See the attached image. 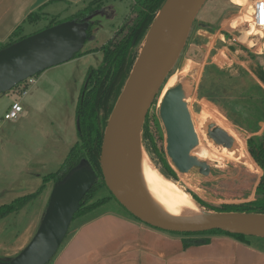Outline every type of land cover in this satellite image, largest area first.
<instances>
[{
    "label": "rangeland",
    "instance_id": "374dc122",
    "mask_svg": "<svg viewBox=\"0 0 264 264\" xmlns=\"http://www.w3.org/2000/svg\"><path fill=\"white\" fill-rule=\"evenodd\" d=\"M91 1L82 0L68 6L54 3L47 8V13L43 8H37L34 11L37 25L31 28H43L55 15L60 19L69 18ZM249 1H205L192 23L177 62L150 107L147 126L151 138L143 135V132L141 134L143 151L158 172L177 182L188 193L198 208L197 213L214 211L212 208L223 204L236 205L254 200L256 186L263 173L247 145V139L256 136L257 129L251 126L246 132L239 130L230 122L222 104H215L205 98L213 95L223 80L242 79L239 77L241 69L251 73L250 64L264 66L263 50L259 53L261 47L253 46L255 44L250 40L252 47H248L245 40L252 34L244 21V15L250 11L247 6ZM131 4V0H103L101 9L88 19L91 23L88 29L90 39L81 49L83 54L23 81L28 84L25 97L18 96L15 88L0 94V205L35 192L42 183L41 176L55 172L61 166L71 146L77 141L75 105L88 71L100 64L102 55L99 48L112 38L129 17ZM237 6L242 7L241 12ZM239 13L240 17L237 18ZM245 29L248 30L244 32ZM235 44H239L238 48ZM212 67L224 74L215 72V77L219 78L216 82L212 80ZM31 79L36 82L40 80L35 91H32L33 85L28 83ZM172 87L179 89V97L185 100L189 110L197 135V144L190 154L209 164L212 171L208 180L199 179L198 168L195 167L185 173L178 172L167 156L166 132L158 106L166 91ZM15 100L21 105L22 112L13 120H5L3 116L6 108ZM208 118L234 137L238 145L235 150L214 146L207 140L203 124ZM263 135L264 128L258 136ZM160 152L167 159L171 172L161 163L158 156ZM51 188L52 185L41 201L35 200L19 211L20 215L11 214L0 220V246L5 248L0 249L3 255L0 259L12 257L15 247L31 239ZM100 194L108 193L102 189ZM108 208L131 216L113 199L99 209L103 211ZM81 221L80 218L72 221L69 233Z\"/></svg>",
    "mask_w": 264,
    "mask_h": 264
},
{
    "label": "water",
    "instance_id": "95a60500",
    "mask_svg": "<svg viewBox=\"0 0 264 264\" xmlns=\"http://www.w3.org/2000/svg\"><path fill=\"white\" fill-rule=\"evenodd\" d=\"M172 1L164 29L151 40V31ZM206 0H165L151 22L129 75L114 103L103 130L99 164L104 184L114 199L139 221L163 231L202 233L220 230L264 238V214L246 212L197 213L174 218L150 208L135 188L131 175L134 154L142 149V127L160 87L177 62L192 23ZM88 19L72 18L26 35L0 49V94L48 68L65 63L90 39ZM159 116L166 132V153L180 173L198 168L199 179L208 180L211 168L190 155L197 136L187 105L172 88L161 100ZM78 128V120H76ZM207 140L229 151L238 145L234 137L206 119ZM97 180L85 158L57 180L49 192L39 224L29 242L0 264H48L63 242L80 201Z\"/></svg>",
    "mask_w": 264,
    "mask_h": 264
},
{
    "label": "trees",
    "instance_id": "16d2710c",
    "mask_svg": "<svg viewBox=\"0 0 264 264\" xmlns=\"http://www.w3.org/2000/svg\"><path fill=\"white\" fill-rule=\"evenodd\" d=\"M131 1V14L124 21L122 26L114 33L112 38L99 48L102 55L101 62L96 68L89 69L84 86L78 96L75 105V119L78 120V128L76 127L77 141L71 146L57 171L41 176L42 183L35 192L23 194L13 199L10 203L0 205V219L11 214L16 215L19 211L35 200L41 201L43 195H46L48 192V187L59 180L65 172L74 166L81 158H85L89 162L91 168L97 176V180L80 201V207L75 212L72 221L80 218L82 219L80 224L85 223L106 211L105 209L103 211L99 209L102 205L107 204L112 199L115 200L107 190L100 170L99 157L103 130L114 103L138 55V51L140 49L139 47L141 46L147 30L165 0ZM102 2L103 0H93L82 10L66 19H60V17L55 15L43 28L53 26L72 18H76L77 20L89 19L95 11L101 9ZM36 18L37 16L34 14V11H32L27 14L26 21L34 24L37 22ZM43 28H40L39 30ZM26 35L28 34L23 32L22 27L20 25L17 26L9 34L5 42H0V49L17 40H20ZM88 35L90 36L89 33ZM80 54H83L81 50L76 53L74 57L79 56ZM250 69L255 78L264 85V66L259 63H252L250 64ZM215 72H217V74L220 73V75L224 74L222 71L216 70L212 67V74H214L212 80L216 82L219 78L217 76L215 77ZM245 72V70L241 69L239 77H242V79H239V81H236L235 78L223 80L220 85L216 87L215 93H213V95L205 96V98L215 104H222L228 112V118L232 120L233 118L231 117V114L238 111L239 107L240 111H247L250 116L247 125L249 128L253 126L256 130L259 128L258 123L264 120V90L247 72ZM246 83L249 85H246ZM159 92L160 89L158 93ZM149 111L146 115L142 132L143 135L151 138L148 133L147 126ZM247 145L253 160L263 172L256 186V197L254 200L247 203L236 205L223 204L218 208H212L216 212H246L264 214V135L249 137L247 139ZM158 156L161 163L168 171L171 172V168L168 166V161L164 155L160 152ZM102 189H106L108 194H100ZM46 204L47 200L45 206ZM131 217L133 216L131 215ZM69 228L66 236L69 233ZM215 231H217L216 233L228 235L241 241H247L248 238H258L264 240V238L250 237L242 234H231L220 230H212L202 233L176 234L198 235L204 233H215ZM191 243L198 244L200 243V240L194 239L193 241H184V246L191 245ZM9 258L11 257L6 258L5 260Z\"/></svg>",
    "mask_w": 264,
    "mask_h": 264
},
{
    "label": "crops",
    "instance_id": "0c3cea01",
    "mask_svg": "<svg viewBox=\"0 0 264 264\" xmlns=\"http://www.w3.org/2000/svg\"><path fill=\"white\" fill-rule=\"evenodd\" d=\"M80 1L82 0H0V42H5L19 25L25 34L36 31L31 26L37 23L27 22L26 16L37 8H43L45 12L54 3L68 6ZM250 5L251 0L247 6ZM235 45L238 48L239 44ZM262 50L260 48L259 53ZM249 74L264 90V85L252 73ZM32 80L28 83L33 85L32 91H35L40 80ZM14 88L18 96L27 95V82H21ZM238 111L231 114L233 120L230 119V122L239 130L245 131L249 128V113ZM258 125L256 136L263 130L264 120ZM105 210L68 233L49 264H264L263 239L248 238L247 241H241L216 232L183 236L153 228L120 211L109 208ZM29 239L15 247L12 256ZM194 239L200 240V243L184 246V241ZM0 249L5 250L2 246Z\"/></svg>",
    "mask_w": 264,
    "mask_h": 264
},
{
    "label": "bare ground",
    "instance_id": "6f19581e",
    "mask_svg": "<svg viewBox=\"0 0 264 264\" xmlns=\"http://www.w3.org/2000/svg\"><path fill=\"white\" fill-rule=\"evenodd\" d=\"M171 7L172 1L164 8L159 23L152 27L151 40L147 45V50L156 36L164 29ZM248 15L249 12L244 15L245 22L248 20ZM247 30L245 29L244 32ZM172 88L167 90L166 93ZM249 163L251 162L249 161ZM211 164L215 165L214 163ZM158 171L142 149H138L135 152L131 179L146 204L156 212L169 217L182 218L196 215L198 208L188 193L177 182L167 178Z\"/></svg>",
    "mask_w": 264,
    "mask_h": 264
},
{
    "label": "built area",
    "instance_id": "2783aa9c",
    "mask_svg": "<svg viewBox=\"0 0 264 264\" xmlns=\"http://www.w3.org/2000/svg\"><path fill=\"white\" fill-rule=\"evenodd\" d=\"M237 7L241 12L242 7ZM239 17L240 13L237 15V18ZM246 23L247 27L249 28V31L252 32V34L245 39L248 42V47H252L249 44L250 40L254 42L255 45L253 46L259 45L261 49H263L262 53H264V37L262 36V34L264 33V0H251L250 11ZM32 81L33 80L31 79L29 82ZM21 112V105L18 101H14L9 105L8 109L5 111L3 118L5 120H13L17 118Z\"/></svg>",
    "mask_w": 264,
    "mask_h": 264
}]
</instances>
